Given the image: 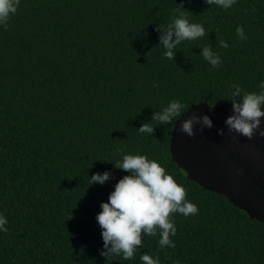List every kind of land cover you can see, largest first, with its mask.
<instances>
[{
  "label": "trees",
  "instance_id": "1",
  "mask_svg": "<svg viewBox=\"0 0 264 264\" xmlns=\"http://www.w3.org/2000/svg\"><path fill=\"white\" fill-rule=\"evenodd\" d=\"M180 12L206 34L167 59L161 37ZM204 47L222 64H208ZM260 81L264 0L228 10L207 0H21L0 26V264H143L145 253L160 264H264V224L189 180L170 150L192 105H233L231 85L259 92ZM173 100L181 115L155 120ZM123 154L158 161L198 207L175 215V248H159L157 234L142 236L130 260L102 255L96 216L130 175L115 166ZM105 172L103 185L89 183Z\"/></svg>",
  "mask_w": 264,
  "mask_h": 264
},
{
  "label": "clouds",
  "instance_id": "2",
  "mask_svg": "<svg viewBox=\"0 0 264 264\" xmlns=\"http://www.w3.org/2000/svg\"><path fill=\"white\" fill-rule=\"evenodd\" d=\"M21 0H0V26L7 29L12 16L18 11ZM217 8L228 10L238 0H207ZM237 36L244 40L246 35L242 26L236 29ZM205 28L198 23H191L180 12L169 26L168 31L161 37V43L166 51L167 59L174 58V49L184 41H195L205 36ZM175 37V39H173ZM222 48H228L227 42L222 40ZM203 58L212 67L222 64L217 52L209 47L203 48ZM157 86L158 85H154ZM231 92L235 114L229 117L226 124L230 131L251 139L257 132L264 137L261 129V118L264 117V81L258 84L259 92H245L240 85L233 84ZM241 96L239 102L236 96ZM214 106V104H213ZM184 105L178 101H171L163 112L155 115L154 119L162 123H171L184 111ZM198 117L185 121L180 131L194 136V123ZM203 124L211 127L212 121L205 116ZM154 129L150 124H144L139 132L151 135ZM118 169L130 173L119 180L115 190L110 194L109 201L102 203V211L96 220L102 228V238L107 252L105 256H120L130 260L136 253L137 246H142V236L159 235V248H175V242L170 239L177 233L174 217L176 214L184 217L196 215L198 207L187 199L186 189L179 184L165 167L158 161L149 159L146 155L123 154L122 159L116 162ZM110 178V173L96 174L89 183L103 185ZM8 220L0 214V232L7 233ZM143 264H160L159 257L155 259L147 253L140 256Z\"/></svg>",
  "mask_w": 264,
  "mask_h": 264
},
{
  "label": "water",
  "instance_id": "3",
  "mask_svg": "<svg viewBox=\"0 0 264 264\" xmlns=\"http://www.w3.org/2000/svg\"><path fill=\"white\" fill-rule=\"evenodd\" d=\"M235 114L233 105H192L175 123L171 138L173 161L188 179L205 190L225 196L251 220L264 224V137L251 139L230 131L226 121ZM212 126L203 124L204 117ZM198 117L194 136L180 131L182 124ZM264 129V117L261 118Z\"/></svg>",
  "mask_w": 264,
  "mask_h": 264
}]
</instances>
